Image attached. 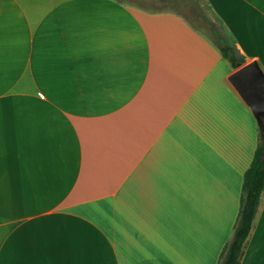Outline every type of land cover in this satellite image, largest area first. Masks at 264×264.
<instances>
[{"label": "crops", "instance_id": "1", "mask_svg": "<svg viewBox=\"0 0 264 264\" xmlns=\"http://www.w3.org/2000/svg\"><path fill=\"white\" fill-rule=\"evenodd\" d=\"M204 1L264 72V0ZM189 22L0 0V264L218 263L259 129ZM240 264H264V193Z\"/></svg>", "mask_w": 264, "mask_h": 264}, {"label": "trees", "instance_id": "2", "mask_svg": "<svg viewBox=\"0 0 264 264\" xmlns=\"http://www.w3.org/2000/svg\"><path fill=\"white\" fill-rule=\"evenodd\" d=\"M208 10L211 11L209 7ZM197 18L207 25V30L210 32L212 38H214V41L210 39L211 42L221 58L227 62L231 69L235 70L239 65L245 63V58L237 50L231 36L228 35L231 41L229 42L228 38L220 37L215 29V25L209 20L202 19L200 15H197ZM217 22L221 25L218 20ZM189 23L195 30L200 28L194 22ZM262 153L263 145L259 141L252 160L243 174L239 210L231 237L223 247L217 264H240L264 193V160Z\"/></svg>", "mask_w": 264, "mask_h": 264}, {"label": "rangeland", "instance_id": "3", "mask_svg": "<svg viewBox=\"0 0 264 264\" xmlns=\"http://www.w3.org/2000/svg\"><path fill=\"white\" fill-rule=\"evenodd\" d=\"M122 3L128 5L133 9H143L147 12L158 13V12H166L173 11L180 13L184 17H187L191 21H195L198 25L199 31H202L209 39H213L210 35V32L207 30V25L203 21H199L201 19L197 18V15L204 20H209L212 24L215 25V29L217 33L222 38H228L229 34L223 29L221 25L218 24L213 15L209 12L205 5L204 0H119ZM229 35V36H228ZM246 63V61H245ZM259 141L264 147V132L259 131Z\"/></svg>", "mask_w": 264, "mask_h": 264}, {"label": "water", "instance_id": "4", "mask_svg": "<svg viewBox=\"0 0 264 264\" xmlns=\"http://www.w3.org/2000/svg\"><path fill=\"white\" fill-rule=\"evenodd\" d=\"M228 81L249 107L259 131L264 132V72L259 64L252 60L239 65L230 73Z\"/></svg>", "mask_w": 264, "mask_h": 264}]
</instances>
